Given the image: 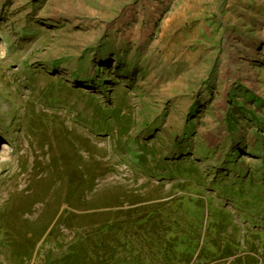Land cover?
Segmentation results:
<instances>
[{
    "label": "rangeland",
    "instance_id": "1",
    "mask_svg": "<svg viewBox=\"0 0 264 264\" xmlns=\"http://www.w3.org/2000/svg\"><path fill=\"white\" fill-rule=\"evenodd\" d=\"M242 90L264 104V0H0V264L61 259L99 223L174 195L185 178L154 176L175 165L197 168L208 188L205 204L191 202L202 239L222 236L264 264V201L224 191L242 170L264 172V130L241 121L233 134L228 122ZM110 109L133 122L129 134L152 128L148 173L131 164ZM105 110L107 123L95 120ZM186 247L183 238L173 250Z\"/></svg>",
    "mask_w": 264,
    "mask_h": 264
},
{
    "label": "trees",
    "instance_id": "2",
    "mask_svg": "<svg viewBox=\"0 0 264 264\" xmlns=\"http://www.w3.org/2000/svg\"><path fill=\"white\" fill-rule=\"evenodd\" d=\"M106 76L107 70L105 65H98L96 68V77L98 79L95 81L102 84L106 81ZM242 91L244 94L241 96V101L228 99L230 107L228 122L233 134L238 132L237 128L241 121H247L250 123L247 126L256 127L258 131L264 130V120H261L259 116L250 112L245 105L246 103L253 102L255 106L260 108L259 111H264L263 102L255 98L252 92L245 93L244 90ZM105 93L108 94L107 88L105 89ZM107 113L109 112L105 110V112L100 114L101 117L95 120L106 124ZM110 113H113V115H110L108 121L112 120L113 123L115 120L122 121L123 116H121L122 114L119 110H111ZM124 118L121 122L124 124L121 125L120 132L121 136L126 134L127 139L122 141L121 147L127 155L131 156V164L133 166L142 169L143 173H148L151 161L146 158V153L157 158V150H154L155 146L148 147V140L154 132L151 127L146 126L148 128L145 130L129 134L133 122L127 116ZM191 118L193 117L191 116ZM192 125L193 121L189 126L191 127ZM108 127H111V125ZM94 129L98 133H107L108 131L106 126L100 125L95 126ZM190 134L192 135V132L187 134L183 141H175V144L179 147L177 151L179 154H181L180 149H182V144L187 141ZM259 137V142H261L263 136L259 135ZM236 142L238 141L236 140ZM260 147L258 151L264 155V142ZM177 152L172 153L171 157ZM164 157L160 160L161 165L165 164ZM157 163H159V160ZM227 163V166L233 163L234 167H238L242 161L228 160ZM173 169L164 166L162 171H155L154 177H156V180L163 178L175 181L176 177L185 178L183 182L178 181V184L174 186V190H176L174 195L163 199V201L162 199H157L154 205H148L143 210L136 211V208L124 209V211H121L123 215L118 214L121 215V220L115 224H112L110 221H104L103 224L99 223L90 230L92 232H84L88 234L70 244L65 256L52 261L51 264H258V257L256 255L248 254L245 257L238 255L240 251L236 248V244L234 248L226 246L222 236L214 237L209 235V240L205 241L208 235V231H206L205 239H202L204 224L203 220L200 219L201 214H196L197 211L200 212L202 210L197 209L191 202L197 201L199 203L204 202L205 204V199L199 197L203 193V190L208 189L205 186L204 178H199V172L195 167L186 168L182 172L176 165ZM261 169H264V164H262ZM254 170L251 167L250 170H242V173L238 176H234L233 174L237 179L235 178L236 180L231 186L226 187L224 191L229 193L230 191L238 190L241 196L242 190L250 191L253 196L264 201V172L261 173V178H259L256 177V173H251ZM222 176L226 177V173ZM216 178L211 184L213 191L216 189L217 182H219V185L221 184L220 176ZM195 180H197L198 185H195ZM178 192L182 193L176 195ZM191 210H196V212L193 214L191 221H189L185 219L187 217L185 211ZM142 212L144 214H141ZM112 214L115 215L114 213ZM99 215L104 216L105 214L100 213ZM2 222L3 224L0 223V238H2L1 234L4 231L2 226L5 225L3 220ZM46 227H44L40 237L43 235ZM183 238L186 239V242L188 241L190 247H186L185 251L180 252L173 250L174 243H178ZM192 244L194 247H192ZM34 245L32 243L28 244L27 255L33 253L35 250ZM171 245L172 247H170ZM252 251L259 254L255 250Z\"/></svg>",
    "mask_w": 264,
    "mask_h": 264
},
{
    "label": "bare ground",
    "instance_id": "3",
    "mask_svg": "<svg viewBox=\"0 0 264 264\" xmlns=\"http://www.w3.org/2000/svg\"><path fill=\"white\" fill-rule=\"evenodd\" d=\"M5 148V146H3Z\"/></svg>",
    "mask_w": 264,
    "mask_h": 264
}]
</instances>
